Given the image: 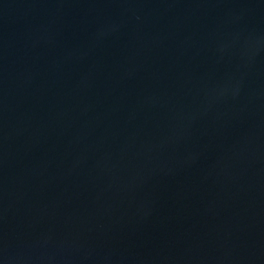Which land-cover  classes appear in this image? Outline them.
I'll return each mask as SVG.
<instances>
[{
	"label": "water",
	"instance_id": "obj_1",
	"mask_svg": "<svg viewBox=\"0 0 264 264\" xmlns=\"http://www.w3.org/2000/svg\"><path fill=\"white\" fill-rule=\"evenodd\" d=\"M0 264H264V0H0Z\"/></svg>",
	"mask_w": 264,
	"mask_h": 264
}]
</instances>
